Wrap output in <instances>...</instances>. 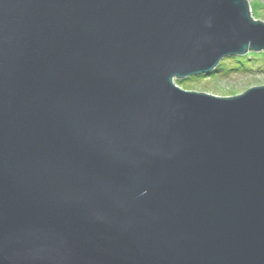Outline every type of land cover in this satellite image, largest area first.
Masks as SVG:
<instances>
[{
	"label": "water",
	"instance_id": "water-1",
	"mask_svg": "<svg viewBox=\"0 0 264 264\" xmlns=\"http://www.w3.org/2000/svg\"><path fill=\"white\" fill-rule=\"evenodd\" d=\"M263 50L248 0H0V264H264V84L177 81Z\"/></svg>",
	"mask_w": 264,
	"mask_h": 264
},
{
	"label": "rangeland",
	"instance_id": "rangeland-1",
	"mask_svg": "<svg viewBox=\"0 0 264 264\" xmlns=\"http://www.w3.org/2000/svg\"><path fill=\"white\" fill-rule=\"evenodd\" d=\"M248 1L252 7L253 16L264 21V0ZM240 56L238 59L224 58L221 61L222 64L228 61L220 72L192 80L186 78L183 85H180L186 89L206 91L221 96L240 94L250 87L263 85L264 50L248 52L245 56Z\"/></svg>",
	"mask_w": 264,
	"mask_h": 264
},
{
	"label": "trees",
	"instance_id": "trees-1",
	"mask_svg": "<svg viewBox=\"0 0 264 264\" xmlns=\"http://www.w3.org/2000/svg\"><path fill=\"white\" fill-rule=\"evenodd\" d=\"M250 52H256V51H250ZM250 52H249V53H250ZM239 56H240V55H232V56H228L227 58H229V59H231V58L238 59ZM241 56H245V54H244V55H241ZM241 56H240V57H241ZM226 61H228V60H226ZM226 61H225L223 64L220 63L219 66H218V68H217L216 70H214L211 74H208V75H206V74H202V75L192 76V77H188L187 79L192 80V79H196V78H199V77L211 76V75H213V74H215V73H217V72H220L222 69H224V66H225V64H226ZM239 69H240V68H239ZM235 70H238V69H235ZM242 70H245V69H242ZM185 79H186V78H185ZM185 79H179V80H178V83L181 84V85H183V82H184Z\"/></svg>",
	"mask_w": 264,
	"mask_h": 264
}]
</instances>
